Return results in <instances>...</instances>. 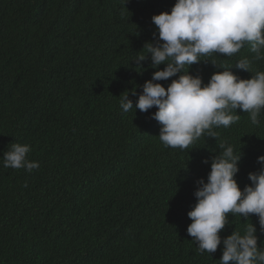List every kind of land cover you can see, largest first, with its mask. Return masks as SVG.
Wrapping results in <instances>:
<instances>
[{"label":"trees","instance_id":"1","mask_svg":"<svg viewBox=\"0 0 264 264\" xmlns=\"http://www.w3.org/2000/svg\"><path fill=\"white\" fill-rule=\"evenodd\" d=\"M175 2L0 0V264H220L222 243L200 254L187 233L196 181L207 182L226 143L242 153L239 187L251 184L264 155V110L254 125L237 109L238 121L188 149L162 144L150 118L157 109L144 113L135 103L165 65L136 57L157 42L152 17ZM254 56L245 44L184 71L204 84L230 69L250 79L264 72V58ZM242 58L252 62L249 72L234 67ZM178 75L158 83L167 88ZM127 94L134 108L125 113ZM13 143L30 145L28 159L40 167L5 168ZM228 221L222 240L252 223L264 250L257 216Z\"/></svg>","mask_w":264,"mask_h":264},{"label":"clouds","instance_id":"2","mask_svg":"<svg viewBox=\"0 0 264 264\" xmlns=\"http://www.w3.org/2000/svg\"><path fill=\"white\" fill-rule=\"evenodd\" d=\"M152 23L157 42L146 43L147 55L136 59L150 57L152 68L158 69L161 64L165 67L154 71L144 83L135 109L144 113L157 109L150 118L161 125L159 139L164 146L184 150L205 134L216 138L215 128H227L239 120V115L233 114L237 109L249 113L252 124H259L258 117L264 110V72L241 79L231 69L223 70L204 84L200 76L184 70L200 63L202 56L218 53L231 57L245 44H250L255 60L264 58V0H176L170 12L154 15ZM251 64L248 58H242L234 67L249 72ZM177 74L167 88L158 83ZM120 107L125 113L134 108L128 94L121 99ZM219 147L223 151L212 157L207 182L203 178L196 181V203L187 213L192 221L187 233L200 254L215 253L222 243L220 264H264L255 225H247L243 235L234 230L222 240L219 234L229 223V214L245 220L257 216L264 232V155L257 158L260 170L248 174L251 184L241 190L235 179L241 151L237 155L226 143ZM30 151L28 144L13 143L4 153L3 166L28 172L38 169L39 163L28 159Z\"/></svg>","mask_w":264,"mask_h":264}]
</instances>
